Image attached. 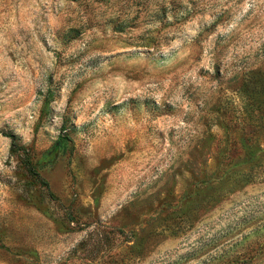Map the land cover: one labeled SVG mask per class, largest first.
<instances>
[{
  "label": "rangeland",
  "instance_id": "1",
  "mask_svg": "<svg viewBox=\"0 0 264 264\" xmlns=\"http://www.w3.org/2000/svg\"><path fill=\"white\" fill-rule=\"evenodd\" d=\"M0 264H264V0H0Z\"/></svg>",
  "mask_w": 264,
  "mask_h": 264
},
{
  "label": "trees",
  "instance_id": "2",
  "mask_svg": "<svg viewBox=\"0 0 264 264\" xmlns=\"http://www.w3.org/2000/svg\"><path fill=\"white\" fill-rule=\"evenodd\" d=\"M8 136L11 138L10 151L12 153L18 155L20 163H21L24 171L28 175H30L31 177L35 178L41 185H43L44 187H46L49 190V183L35 169L34 163L32 162V160L30 158L29 150L26 147L17 144L15 142L14 136L12 134H9ZM54 151H55V147H52L45 152V155H48ZM49 159H51V158L48 156V160Z\"/></svg>",
  "mask_w": 264,
  "mask_h": 264
}]
</instances>
